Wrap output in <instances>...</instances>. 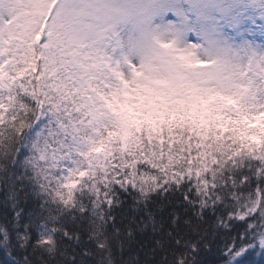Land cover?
Returning a JSON list of instances; mask_svg holds the SVG:
<instances>
[{"label": "snow or ice", "instance_id": "1", "mask_svg": "<svg viewBox=\"0 0 264 264\" xmlns=\"http://www.w3.org/2000/svg\"><path fill=\"white\" fill-rule=\"evenodd\" d=\"M0 264H264V0H0Z\"/></svg>", "mask_w": 264, "mask_h": 264}]
</instances>
